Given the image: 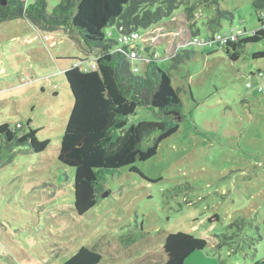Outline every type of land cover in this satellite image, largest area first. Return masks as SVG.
Returning a JSON list of instances; mask_svg holds the SVG:
<instances>
[{
    "label": "rangeland",
    "instance_id": "rangeland-1",
    "mask_svg": "<svg viewBox=\"0 0 264 264\" xmlns=\"http://www.w3.org/2000/svg\"><path fill=\"white\" fill-rule=\"evenodd\" d=\"M45 1L47 11L58 2ZM178 1L132 44L169 72L184 117L154 156L133 164L140 174L125 166L108 176L107 195L83 215L74 211V168L58 152L73 103L64 72L93 54L74 30L39 31L24 19L0 24V124H28L49 140L43 152L20 147L0 165V264H61L81 246L101 255L98 264H164L165 238L178 231L208 243L183 264H264V57L253 56L264 52V38L246 43L237 60L206 42L216 8L231 12L220 31L244 37L264 28V0ZM193 5L194 36L204 43L191 42L185 12ZM103 32L119 36L114 25ZM180 46L194 55L171 68ZM158 118L137 108L128 125Z\"/></svg>",
    "mask_w": 264,
    "mask_h": 264
},
{
    "label": "trees",
    "instance_id": "trees-1",
    "mask_svg": "<svg viewBox=\"0 0 264 264\" xmlns=\"http://www.w3.org/2000/svg\"><path fill=\"white\" fill-rule=\"evenodd\" d=\"M179 6L178 0H58L50 11H47L45 0L31 3L6 0V4L0 5V24L24 19L40 31L74 30L81 45L93 54L94 58L89 62H94V68L89 64H75L64 72L73 103L58 160L74 168V211L77 215H83L95 206L98 196L105 193L108 176L125 166L139 173L133 164L154 156L159 144L178 130L179 121L184 117L180 89L172 85L169 72L157 66L155 54L141 55L133 41L121 46L117 39L107 38L103 29L114 25L117 31L119 26L126 32L146 30L161 24L162 19L171 16ZM193 10L194 5L185 12L191 23V40L199 31ZM230 17L231 12L216 8L215 17L206 22L211 33L206 42L224 46L229 59L237 60L246 43L264 38V28L221 44L216 39L217 34L229 31L219 30L220 21ZM133 48L143 58L136 73L127 55ZM181 48L171 55V68H178L194 55L193 51ZM253 56L264 57V52H255ZM137 108L150 109L158 115V120L128 125ZM27 127L28 124L23 123L13 127L9 123L0 124V165L11 162L20 147L35 153L45 150L49 140H38L36 131L29 127L27 130ZM151 138V143L144 145ZM207 244L206 239L188 232L169 233L163 244L164 264H183L188 256ZM100 260L99 253L81 246L61 264H98Z\"/></svg>",
    "mask_w": 264,
    "mask_h": 264
},
{
    "label": "built area",
    "instance_id": "built-area-1",
    "mask_svg": "<svg viewBox=\"0 0 264 264\" xmlns=\"http://www.w3.org/2000/svg\"><path fill=\"white\" fill-rule=\"evenodd\" d=\"M259 17L262 20V23H264V14H260ZM118 31H120V32H119V36L117 38V41H118L119 45H121V46L130 45V43H132V41H135V40H137L140 37L139 33L137 32V30L126 32L124 30L123 26H119L118 27ZM239 36H241V34L238 33V32H222V33H218L217 34L216 39L218 41H220L221 44H225V43H227L229 41L237 40V38ZM191 42H193V43H203V40L198 39L197 37H195V38H193L191 40ZM127 55H128V58L132 61V70H133V72H135V73L138 72L140 70V67L137 64L133 63V61H135V60L141 61L143 59L142 56L140 57V55L138 54L136 48H133V49L129 50ZM145 60L147 61V59H145ZM89 67L90 68H94L95 67L94 62H89Z\"/></svg>",
    "mask_w": 264,
    "mask_h": 264
},
{
    "label": "crops",
    "instance_id": "crops-1",
    "mask_svg": "<svg viewBox=\"0 0 264 264\" xmlns=\"http://www.w3.org/2000/svg\"><path fill=\"white\" fill-rule=\"evenodd\" d=\"M258 13H260V12H258ZM260 16V14H258V17ZM258 20H259V18H258ZM32 27H34V26H32ZM35 28V27H34ZM36 29V28H35ZM38 30V29H37ZM40 31V30H39ZM55 32L56 31H59V32H63V33H65V34H69V31L70 30H68V29H57V30H54ZM54 31H52V32H54ZM46 32V31H45ZM70 35V34H69Z\"/></svg>",
    "mask_w": 264,
    "mask_h": 264
},
{
    "label": "water",
    "instance_id": "water-1",
    "mask_svg": "<svg viewBox=\"0 0 264 264\" xmlns=\"http://www.w3.org/2000/svg\"><path fill=\"white\" fill-rule=\"evenodd\" d=\"M6 4V0H0V5H4ZM103 195H107V193L105 192Z\"/></svg>",
    "mask_w": 264,
    "mask_h": 264
}]
</instances>
